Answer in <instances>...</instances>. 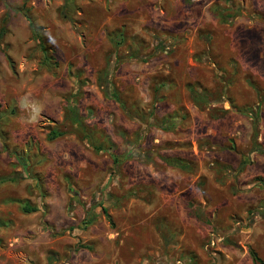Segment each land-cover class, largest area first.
I'll list each match as a JSON object with an SVG mask.
<instances>
[{
    "label": "rangeland",
    "instance_id": "1",
    "mask_svg": "<svg viewBox=\"0 0 264 264\" xmlns=\"http://www.w3.org/2000/svg\"><path fill=\"white\" fill-rule=\"evenodd\" d=\"M3 19L0 253L22 237L45 240L46 264H247L248 244H264V153L245 112L259 103L264 149V0H0ZM106 72L125 110L102 95ZM24 95L45 108L33 125ZM157 158L185 166V207L207 230L197 245L167 247L174 212L157 244L135 189L120 197L121 173L161 172Z\"/></svg>",
    "mask_w": 264,
    "mask_h": 264
},
{
    "label": "crops",
    "instance_id": "2",
    "mask_svg": "<svg viewBox=\"0 0 264 264\" xmlns=\"http://www.w3.org/2000/svg\"><path fill=\"white\" fill-rule=\"evenodd\" d=\"M174 143L177 142L174 141ZM149 144L153 148H159L160 146H163V142H156V140L154 139H152L150 143H147V145ZM144 145L145 144H143V146ZM159 152L164 153V150ZM156 161L162 163V165L165 166L163 171L155 172L150 167V164H141L140 162H136L134 164L136 166V173L134 175L133 173L131 174L128 172H126L125 174L121 173V177L122 179H124L125 184L123 186H120V197L123 198V196L125 195V204L127 205L129 200L131 198H134V195H132V189H135L138 195L135 200H137V202H139V204L143 207H146V212H149V215L146 218H143L142 222L148 225V227L152 230L153 235H156L157 244L162 241L159 232L156 233L155 230L157 228L159 230L160 228L162 229L163 227H165L169 230V232H172L171 227L168 225V223L171 222V214H173L174 212L176 215H178L177 220L182 225V229L181 232H178V234L175 236L173 242H169L167 244V247L178 248L182 245H191L193 244V242H195V245H197L196 241L202 239V236L207 232V230L201 224V221L199 222V219L189 215V209L185 207L184 200H186V196L189 194L188 189L191 188V185H189V187L186 186L187 177L185 173H183V170L167 164L165 162L166 159L157 158ZM124 164L126 167L125 169H123V171H127V167L133 164V162L125 161L122 165ZM174 171H176L177 173H175ZM153 198L162 199L163 204L156 208V205L152 203ZM202 211L204 214H206L208 212V208H201V211L199 212ZM8 228L14 229L13 226ZM211 234L212 235L208 234L207 236L213 237L214 234ZM190 240L193 242L190 243ZM210 240L211 238L208 239V241ZM43 242H45V240L43 239L27 240L26 238L22 237L9 239V248H7L6 250L8 254L0 253V264H46L45 256L48 247ZM256 243L257 241L253 240V243H249L247 248H251L256 253L258 258L262 261L260 255H264V244L263 246H261L259 243H257L256 245ZM13 253L15 256L13 255ZM144 256L145 254L142 253L141 260H144ZM159 257V255H156V258ZM161 257H163V255ZM187 257L192 256L187 254ZM247 259V264H253V261L251 260L249 255ZM247 261L245 260V262ZM72 262L75 261L71 258L67 263L72 264Z\"/></svg>",
    "mask_w": 264,
    "mask_h": 264
},
{
    "label": "trees",
    "instance_id": "3",
    "mask_svg": "<svg viewBox=\"0 0 264 264\" xmlns=\"http://www.w3.org/2000/svg\"><path fill=\"white\" fill-rule=\"evenodd\" d=\"M233 14L232 15H226V16L219 17L220 23L229 24L232 21L233 17L235 16ZM3 22H4V19L2 20L1 26H0V38L2 37L3 32H4ZM129 55L130 56H133V57H136L137 54L136 53H131ZM107 72L104 74V77H103L104 84L100 86L102 95L105 98L112 99L113 101H115L120 106L121 109L125 110V107H124L123 102L117 96V93L112 88L111 83L106 79V77H108V75H109ZM99 81H100V79H99ZM189 93L191 95V101H192V103L197 108L201 109V105L204 104V102H206V101H203L204 100L203 97L205 95H203V93H199L197 91H190ZM228 103H229L230 107L232 108L231 103L229 101H228ZM258 110H259V103L256 104V106H255L254 109H252V108H246L245 109V112L248 113L249 115H251V118H252V123H251L252 135H251V138H250V141H251V144H252L251 152L264 153V149H261V147L258 145V143H256V137H257L256 122L258 121ZM225 114H226V110L225 111H222L221 115L218 118H222ZM213 118H215V116H213ZM165 122H166V120H165ZM171 124H172V122H171ZM60 134L61 133L59 131L52 130L50 132V138H56ZM112 160H113V163H116L117 162L116 159H114V158ZM165 162L167 164H169L171 166H175V167H177L178 169H181V170L185 168V166L183 164L178 163L175 160L165 161ZM244 165H245V162L244 161L239 162V164H238V166L236 168V172H240L243 169ZM101 210L104 213V209H101ZM34 211H35V208L34 207H30V206H27V205H25L22 208V212L25 213V214L32 213ZM247 252H248L249 257L253 261V263L263 264L262 261L258 258V256L256 255V253L251 248H247Z\"/></svg>",
    "mask_w": 264,
    "mask_h": 264
},
{
    "label": "clouds",
    "instance_id": "4",
    "mask_svg": "<svg viewBox=\"0 0 264 264\" xmlns=\"http://www.w3.org/2000/svg\"><path fill=\"white\" fill-rule=\"evenodd\" d=\"M18 108L22 113V118L26 124L33 125L37 123L45 110L44 105L31 95H24L18 99Z\"/></svg>",
    "mask_w": 264,
    "mask_h": 264
},
{
    "label": "built area",
    "instance_id": "5",
    "mask_svg": "<svg viewBox=\"0 0 264 264\" xmlns=\"http://www.w3.org/2000/svg\"><path fill=\"white\" fill-rule=\"evenodd\" d=\"M209 242H210V245H212V244H213V241H212V240H210Z\"/></svg>",
    "mask_w": 264,
    "mask_h": 264
}]
</instances>
